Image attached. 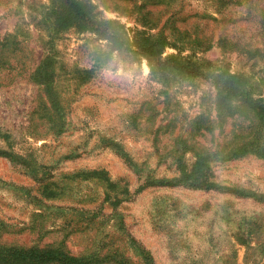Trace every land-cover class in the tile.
<instances>
[{
    "label": "rangeland",
    "instance_id": "rangeland-1",
    "mask_svg": "<svg viewBox=\"0 0 264 264\" xmlns=\"http://www.w3.org/2000/svg\"><path fill=\"white\" fill-rule=\"evenodd\" d=\"M80 1L132 49L162 30L183 57L245 73L264 94V0ZM52 12L50 0H0V245L96 264H147L143 251L154 264H264L252 198L264 155L235 153L257 121L234 105L222 124L208 73L153 79L143 56ZM202 152L217 190L163 184L179 177L173 157L190 171Z\"/></svg>",
    "mask_w": 264,
    "mask_h": 264
},
{
    "label": "trees",
    "instance_id": "trees-1",
    "mask_svg": "<svg viewBox=\"0 0 264 264\" xmlns=\"http://www.w3.org/2000/svg\"><path fill=\"white\" fill-rule=\"evenodd\" d=\"M50 9L53 11L54 22L59 27L74 26L90 30L116 44L118 48L125 45L124 50L143 56L148 62L150 75L153 79L167 84V81L173 76L197 78L208 73L217 90L215 100L218 106V119L222 124L229 117L235 116L234 105L243 109L257 121V125L252 131L253 136L250 139L247 138L235 153L242 154L251 151L258 155H264V94L258 91L259 84L245 73H232L224 64L214 66L208 61L199 62L190 56L183 57V49L162 30L155 36L136 39L134 42L136 50H134L127 45L125 37L120 34L124 28L121 24L115 21L98 20L88 4L80 0H50ZM7 44L5 39L0 40V49L5 48L4 46ZM167 47L178 49V54L164 56ZM209 68L210 70L213 68L212 71L209 72ZM37 79H41V76L38 75ZM5 154L0 151V155ZM173 158L179 171V177L175 181L163 182V184L167 183L170 186L183 184L204 191L218 189L211 182L214 175L209 165V154L199 153L190 171L183 164L182 155ZM237 196L244 197L242 193H237ZM252 198L253 201L264 203V196ZM241 244L251 247L246 243ZM143 254L147 264H154L153 257L148 251H143ZM99 261L100 259L94 256L75 257L53 246L40 249L0 245V264H96Z\"/></svg>",
    "mask_w": 264,
    "mask_h": 264
}]
</instances>
